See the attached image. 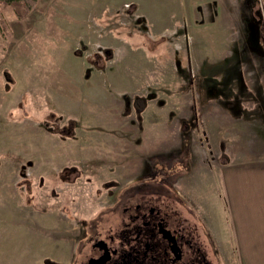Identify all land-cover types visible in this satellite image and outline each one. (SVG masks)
Wrapping results in <instances>:
<instances>
[{
	"label": "rangeland",
	"instance_id": "374dc122",
	"mask_svg": "<svg viewBox=\"0 0 264 264\" xmlns=\"http://www.w3.org/2000/svg\"><path fill=\"white\" fill-rule=\"evenodd\" d=\"M249 160L264 0H39L23 19L0 3V264H69L135 180L223 240V168Z\"/></svg>",
	"mask_w": 264,
	"mask_h": 264
},
{
	"label": "flooded vegetation",
	"instance_id": "af4514ba",
	"mask_svg": "<svg viewBox=\"0 0 264 264\" xmlns=\"http://www.w3.org/2000/svg\"><path fill=\"white\" fill-rule=\"evenodd\" d=\"M136 183L112 193L69 264H229L223 240L184 200Z\"/></svg>",
	"mask_w": 264,
	"mask_h": 264
},
{
	"label": "crops",
	"instance_id": "0c3cea01",
	"mask_svg": "<svg viewBox=\"0 0 264 264\" xmlns=\"http://www.w3.org/2000/svg\"><path fill=\"white\" fill-rule=\"evenodd\" d=\"M150 9L157 12L148 4L137 10L149 19ZM223 169L227 223L221 231L227 260L229 264H264V161L233 163Z\"/></svg>",
	"mask_w": 264,
	"mask_h": 264
},
{
	"label": "trees",
	"instance_id": "16d2710c",
	"mask_svg": "<svg viewBox=\"0 0 264 264\" xmlns=\"http://www.w3.org/2000/svg\"><path fill=\"white\" fill-rule=\"evenodd\" d=\"M38 1L39 0H0V3L13 7L17 18L23 19L36 7Z\"/></svg>",
	"mask_w": 264,
	"mask_h": 264
}]
</instances>
